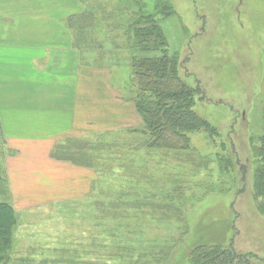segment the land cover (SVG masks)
Listing matches in <instances>:
<instances>
[{
  "label": "rangeland",
  "instance_id": "1",
  "mask_svg": "<svg viewBox=\"0 0 264 264\" xmlns=\"http://www.w3.org/2000/svg\"><path fill=\"white\" fill-rule=\"evenodd\" d=\"M63 1H53L52 6ZM76 1L65 0L64 10L75 13L60 21L67 30L64 42L67 43V33L74 50L79 52L77 71L88 75L86 81H79V91L75 90L78 81L75 63L65 64L64 68L50 66V73L40 76H24V65L11 55L12 51H18L17 48L9 50L0 46V54L3 53L0 55V105L8 110H18L16 105L25 101L27 109L37 104L46 111L31 112L32 109H28L25 113H6V116L24 118L27 124L7 119L10 127L7 134L14 139L10 143L15 145L18 153L6 151L0 132V204L7 206L14 217L9 250L3 248L8 251L9 258L5 264H135L138 260V264H152V257L139 256L138 251L137 260L133 251L126 247V241L119 238L124 232L112 222L113 215L116 217L113 220H121L123 225L145 226L140 239L141 250L157 251L165 244V239L171 242L177 239L172 264H184V256L191 247L203 243L218 244L223 248L231 246L235 254L247 257L250 264H264V198L258 191L264 173L259 160L260 154H264V0ZM57 4L56 8L60 9ZM160 5L169 7L171 15L163 17ZM125 8L132 14L139 11L136 17L151 14L159 20L169 53L189 74V83L197 82L202 89L203 96L195 107L196 113L216 128L217 144L222 140L228 144L225 140L228 136L231 139L237 159L233 161L231 173L219 172L214 158V152L218 150L212 137L204 131L188 135L195 154L182 155L183 160L177 161L178 164L170 156L149 160L139 158L137 154L121 160L125 153L119 150L113 153L120 160L116 161L117 157L113 155L111 158V150L125 144V140L116 142L122 133L98 131L116 123L113 117L122 113L128 97L129 71L124 65L126 59L114 56L106 44L109 32L101 31L106 30L107 24L108 30H113L110 25L125 21ZM88 9L94 14L84 13ZM81 14L91 15V18L87 19L86 15L80 18ZM133 17L135 15H130L128 20L136 19ZM90 21L94 22L92 26ZM103 21L105 25H102ZM0 22L3 21L0 19ZM55 31L58 30L51 26L42 35L54 43ZM9 34L0 31V41ZM56 39L55 42L62 43L63 35ZM103 45L106 49H97ZM112 65L116 70L111 69ZM94 66L112 70L110 83L115 89H111L114 95L109 99L106 88L101 85L99 71H95V81L91 77ZM58 70L61 72L57 73ZM67 74H72L73 79L67 80ZM36 94H39V100H33ZM65 105L73 112L66 114V110L57 116L56 109ZM51 110H54L52 120L58 124L56 126L49 121ZM64 121L70 124L62 126ZM47 122L51 136L65 134V139L51 149L50 156L56 159L52 160L61 163L54 178L42 176L48 167L41 163V158L48 148L37 149L35 146L37 140L43 142L44 127H39ZM38 132H41L39 139L31 141L28 138L31 133L36 137ZM68 133L72 136L68 137ZM107 142L116 146L106 149ZM88 149L94 151L88 152ZM197 154L199 159H192V156L198 157ZM8 156L28 164L16 166V174L9 176L7 167L11 168L12 162H8ZM223 156L227 157V154L224 152ZM138 163L144 171L135 178L146 180L148 184L152 180L157 183L153 193L149 186L135 187L132 179L137 174L134 171H137ZM25 165L28 170L21 171ZM24 172L26 176L17 175ZM160 182H168L171 187L167 190L182 192V197L178 195L176 203L169 199L159 201V191H165ZM52 185L62 188L56 203L44 206L43 203L48 201L43 198V189ZM132 191L141 193L136 201L119 198L118 194ZM152 199H158L152 203L153 207L160 209L167 205L173 208L167 213L165 224L145 220L144 208ZM121 206L129 211L135 209L137 216L127 218V212L121 210ZM114 207L119 209H109ZM182 228L186 230L183 237L178 234Z\"/></svg>",
  "mask_w": 264,
  "mask_h": 264
},
{
  "label": "trees",
  "instance_id": "2",
  "mask_svg": "<svg viewBox=\"0 0 264 264\" xmlns=\"http://www.w3.org/2000/svg\"><path fill=\"white\" fill-rule=\"evenodd\" d=\"M125 9L127 10V8ZM159 10L163 17L171 15L169 7L167 6L160 5ZM138 12L139 11H137V13ZM84 13L94 14H92L89 9ZM137 13L133 12L132 14L128 9L125 13L127 15L125 21L116 22V26L110 25L113 30H108L107 26L109 25L107 24L105 27L106 30L104 29L101 31L102 33L109 32V35H111L106 36V44L112 49L111 53H114V56L122 57L123 60L126 59L124 65H127L129 73L128 81L126 82L128 97H126L125 100L132 105L140 121V124L137 126H128L126 129L120 130L119 132L118 130L116 131L122 133V135H118L116 142H124L125 140L123 147L112 149L116 144L112 146V142L106 143V149H112L110 154L111 158L112 155L117 157L114 155L113 151L119 150L125 153L123 156H119L121 160H123L122 158H129V155L133 157L137 154L139 158L142 156V159L148 158L149 160H154L156 157L160 159L163 156H170L175 160L173 162L178 164L177 161L183 160L182 155L195 154L190 147L188 135L195 131H204L206 134H209V137H212L214 147L218 150L214 152V158L217 161L219 172L231 173L233 164L237 159L230 144V137L228 136L225 138L228 144L223 140L217 144L216 140H218L219 134L216 128L211 127L209 123L195 111V107L199 104L203 96L200 85L197 82L194 84L189 83V77H187L189 74L183 71L179 60L174 58L173 54L169 53L166 38L158 24L159 20L151 14H141L136 17ZM85 15L86 14H81L80 18H85ZM130 15H135L136 19L129 21ZM86 16L87 19L91 18L89 15ZM90 22V26H92L94 22ZM105 24L106 23L103 21L102 25ZM103 48L106 49V45L97 49L103 50ZM102 68L104 67L97 68L94 66L93 70L101 72ZM111 69L116 70L115 65H112ZM111 69L109 70L112 71ZM183 73L186 75H183ZM111 133H114V130H111L109 134ZM227 149H230L229 155ZM92 151L89 150L88 152ZM224 152L227 154L228 158L223 156ZM260 155H262L259 157V160L262 162L260 167L264 168V154L261 153ZM117 159L120 160L117 157L116 161ZM192 159L198 160L199 156H192ZM117 163L118 162L115 164ZM88 165L90 169H93L91 164L88 163ZM160 166H162V162ZM143 169L144 168H141V163H138L136 165L137 171H134V173L136 172L137 174L134 175L132 180L135 181L136 188L140 184L143 185V189L145 186H149L150 191L153 193V189L156 188L157 183L152 180L150 184H148L149 182H146V180L144 182V180L141 181L140 178H138V180L135 178L138 173L144 171ZM98 171L100 173V170ZM145 171H147V169ZM260 179L261 188L258 191L261 193V197L264 198V173H262ZM174 185L176 187H181L175 183ZM160 186L163 187L165 191H159V201L167 202L169 199L171 202L176 203V201H178V195H181V197L183 195L179 188L178 190L181 194H178L175 190H167L168 187H171L168 182H160ZM140 194L141 193L138 191H132L118 195L119 198L136 201L137 196L139 197ZM158 199L149 200V204L144 208L145 214L143 216L146 221L165 224L168 221V218H166L167 213L173 208L167 205H164L160 209L153 207L152 203ZM109 209L117 210L119 207ZM123 209L127 212V218L137 216V211L135 209L129 211L127 207L121 206V210ZM179 210L182 211V209ZM113 216V219H116L115 215ZM155 218H158L157 221ZM113 219L112 222L116 224V227L124 232L123 236L119 238L126 241V247L133 251L137 256V260L140 255H145L152 257V264H172L175 258L174 252L177 250V248L174 249L177 239H174L173 242L165 239V244L159 246L161 249L157 251H154L155 249L151 251L149 248L147 251H144L140 249V239L145 226L143 224L137 226L135 223L123 225L121 220L117 222ZM13 223L14 217L10 209L0 204V264H5V261L9 259L7 256L8 251L5 252L3 248L9 250V240H11L12 237L11 232ZM178 234H181V237H183L186 234V230L182 228ZM231 249V246H229V248H223L221 245L209 243L194 245L191 247L188 254L186 253L184 256L186 257L184 264H250L247 257L239 256ZM138 261L135 264H138Z\"/></svg>",
  "mask_w": 264,
  "mask_h": 264
},
{
  "label": "crops",
  "instance_id": "3",
  "mask_svg": "<svg viewBox=\"0 0 264 264\" xmlns=\"http://www.w3.org/2000/svg\"><path fill=\"white\" fill-rule=\"evenodd\" d=\"M53 1L56 0H0V19L3 21L0 22V31L10 33L9 35L4 36L5 40L0 41V46L1 45L2 47L6 46L9 48V50L12 48H17L18 51L14 53L12 51L11 55L13 54L14 60L17 59V62L19 64L24 65L22 70V75L24 76L29 74H36L40 76L46 72L50 73L51 68H48L50 66L56 67L61 65L64 68L65 64L75 63V77L76 76L78 77V81L76 80L75 90L79 91L80 89L78 86L79 81L82 80L86 81L85 78L88 77V75L87 76L85 74L82 75L80 74L81 72L79 73V70L77 71L76 66L77 64H79L78 63L79 52L77 51L76 48L74 50L73 44L71 42V38H69V34L67 33H66L67 43L64 42V35L67 30L64 28V26L61 25L62 23L60 21V19L67 17L69 14L72 15L73 13H75V11L73 10L74 11L73 12L72 10H66V11L64 10L63 5H65V0L63 2H58V4L55 3V5L52 6ZM74 1L75 3H77L76 0ZM56 4L57 6L59 5L58 8L60 9L56 8ZM51 26L54 27L55 30H58L54 32L56 34L54 43H52V40H49L51 38L42 35ZM62 35H63L62 43L55 42L57 40L56 39L57 36L61 37ZM0 55H3V53ZM0 61H2L1 58ZM42 67H44V70L41 69ZM93 71L94 72H92L93 75H91V77L93 78V81H95L94 79L96 77L94 74L96 73L95 70ZM59 72H61V70L57 71V73ZM111 72L112 71L108 69L106 71L102 70L101 72L100 71L98 72L102 77L101 85L105 87L108 92L107 96L105 93V96L108 99L113 94L111 89L112 90L115 89V87H113V85H111L110 83V78L112 76L110 75ZM66 77H68L67 80L73 79L72 74L70 75L67 74ZM96 80H100V79H96ZM106 90H104V92ZM20 97H22V95ZM39 99H40L39 94H36V97L33 98V100H39ZM25 103L26 102L23 101L22 104L16 105L19 106L18 110H11L10 108L8 110L0 105V132L2 133L3 136L2 145L8 152L14 151L18 153V149L15 147V145L10 143L14 139L11 140V135L7 134V130L8 128H10L7 125V119L9 120L10 118L13 123H22V125L23 123L26 124V121L24 118H14L11 115L6 116V113L7 112L9 114L19 113V112L25 113V112H29V110L31 109H32L31 112L41 111L43 113H46V111H44L45 109L41 110L42 108H39V105L37 104H33V106L31 108H28L29 109L28 110L26 105H24ZM54 107H60V106H54ZM66 110H67L66 114L68 112H71V110L73 112V109L70 106H66V105L63 108L56 109L55 112L57 113L58 116L60 112L63 113ZM120 112L122 113H119V115L113 117V120H115L116 123L112 125H107L108 127L101 129L100 131H98V133L106 132L105 134H108L111 132V130L120 131L126 129L128 126H137L140 124V121L136 116L134 109L130 103L125 102ZM48 114H49V121L55 123V125L53 126L58 125L56 124L55 121L52 120V117H54V110L49 111ZM61 124L62 126H65V124H70V122L65 123L64 121L61 122ZM42 125L39 128L44 127V135L42 136L43 142H39L40 140H37L35 146L37 149L48 148L47 153H43L44 156H42L41 158V163H43L48 167L47 171H45L42 174V176L51 177L52 175L53 176L52 178H54L55 175L57 174V171L60 168L59 164L61 163L55 162L54 160L56 159L51 157L50 153H51V149H53V146L57 142H62L65 139L64 138L65 134L62 133L59 136H55V135L51 136V134L48 132V122ZM70 126L72 127L73 125ZM33 134L34 133L28 135V138L31 141L39 139L41 136V132L35 134L36 137ZM77 135L78 134H75V137H77ZM67 136L68 137L72 136V133H68ZM39 145L41 146L39 147ZM37 155H38L37 159H39L40 153ZM7 159L9 163L12 162L11 163L12 167L11 168L7 167V174L9 176H11L12 174H16L15 173L16 166H19L21 164H26V165L28 164L25 160L11 158V156H8ZM26 165L24 166V168H22L21 171L28 170L26 169ZM66 166L71 167L69 166V164H66ZM17 175L26 176L27 174L24 172V173H18ZM61 188H62L61 186L52 185L49 187L47 186L43 189V191L45 192L43 198L48 201L43 203L44 206H50L56 203L57 195H59L58 191L61 190ZM73 188L75 189V187Z\"/></svg>",
  "mask_w": 264,
  "mask_h": 264
}]
</instances>
